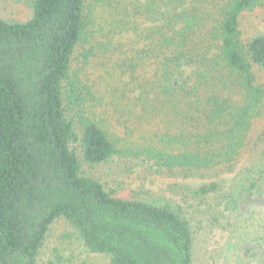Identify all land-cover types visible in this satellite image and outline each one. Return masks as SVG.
<instances>
[{
	"label": "trees",
	"instance_id": "obj_1",
	"mask_svg": "<svg viewBox=\"0 0 264 264\" xmlns=\"http://www.w3.org/2000/svg\"><path fill=\"white\" fill-rule=\"evenodd\" d=\"M23 1L32 11L27 20L0 17V264H38L58 219L68 222L88 252L106 255L107 264H194L196 236L183 209L118 196L86 174L82 162L123 155L144 157L159 170L211 171L241 159L264 118V83L257 73L264 69V33L243 41L240 21L264 0L218 6L203 45L195 43L199 20L186 9L190 0H160L163 9L149 2V26L140 19L131 27L129 16L120 14L105 28L99 24V31L90 26L88 0ZM130 30L133 37L114 42ZM140 43L139 50L130 47ZM96 46L116 52L128 47L127 64L150 65L149 76L128 85L130 99L118 100V110L129 112L132 105L143 111L142 120L166 116L150 138L135 142L131 136L120 145L93 111L69 117L93 96L76 59L89 61ZM126 129L139 130L137 124ZM262 179L264 159L247 177L248 198H262ZM218 189L212 183L199 193Z\"/></svg>",
	"mask_w": 264,
	"mask_h": 264
},
{
	"label": "rangeland",
	"instance_id": "obj_2",
	"mask_svg": "<svg viewBox=\"0 0 264 264\" xmlns=\"http://www.w3.org/2000/svg\"><path fill=\"white\" fill-rule=\"evenodd\" d=\"M153 1L160 8V0H88L90 26L96 25L99 31V24L105 28L112 21V16L120 14L129 16L131 27L138 24L140 19H144L141 25L149 26V2ZM226 1L188 2L186 9L199 20L196 45H203L207 41L209 28L218 16V6ZM163 8L162 4L160 9ZM31 14L30 7L23 0H0V17L5 20L25 21ZM240 31L243 41L264 33V4L242 15ZM106 33L104 30L100 39L105 40ZM133 33L130 30L124 38L120 35L113 37V40L117 43L129 39ZM130 47L139 50L143 44ZM127 50L128 47L124 52H116L96 46L89 61L86 62L83 56H77L82 83L93 89V96H89V101L84 102L82 108L69 111L71 118H77L80 111L87 114L93 111L103 118L104 126L115 135L120 145L133 141L127 140L131 136L137 138L135 142L143 141L144 137H149L167 121L166 116L142 120L140 116L143 111L132 105L129 112L125 108L118 110L122 105L118 102L119 98L130 99L132 87L128 85L143 80L151 71L149 64L136 65L135 68L127 64ZM257 73L264 83V69L257 68ZM140 121H145V124L140 126ZM133 124H137L139 130H129L132 133L129 136L126 126ZM78 125L76 122V129ZM79 155L82 158L80 149ZM263 159L264 118L254 125L246 153L230 168L211 171L159 170L153 161L144 157L123 155H116L96 165H89L83 160L82 168L86 174L99 180L107 190H113L118 196L157 204L171 203L183 209L195 231L194 264H264V179L260 183V193L263 194L261 199L257 193L253 198H248V194L243 191L249 184L247 177L262 167ZM212 183L219 185L217 192L206 195L199 193L202 186ZM108 260L106 255L88 252L72 235L68 222L58 219L48 232L38 264H107Z\"/></svg>",
	"mask_w": 264,
	"mask_h": 264
}]
</instances>
